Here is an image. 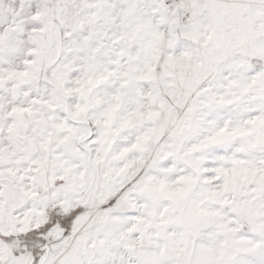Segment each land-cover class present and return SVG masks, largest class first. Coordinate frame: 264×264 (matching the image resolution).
<instances>
[{
	"label": "snow or ice",
	"instance_id": "1",
	"mask_svg": "<svg viewBox=\"0 0 264 264\" xmlns=\"http://www.w3.org/2000/svg\"><path fill=\"white\" fill-rule=\"evenodd\" d=\"M0 264H264V0H0Z\"/></svg>",
	"mask_w": 264,
	"mask_h": 264
}]
</instances>
